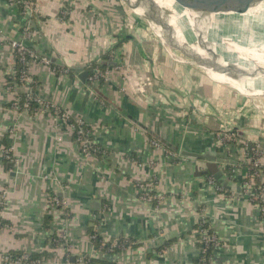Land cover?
<instances>
[{
  "label": "crops",
  "instance_id": "0c3cea01",
  "mask_svg": "<svg viewBox=\"0 0 264 264\" xmlns=\"http://www.w3.org/2000/svg\"><path fill=\"white\" fill-rule=\"evenodd\" d=\"M34 2L37 16L27 44L59 59L69 73L55 71L59 65L53 62L33 64V92L83 120L93 143L106 153L85 156L75 131L51 113L11 109L12 97L26 89L15 84L17 90L7 89L17 71L8 40L22 38L27 20L0 0V189L6 191L0 195V258L26 254L44 264H74L81 256L111 264H199L197 226L205 215L220 243L210 264H264V217L243 188L251 167L244 162L242 143L264 146V114L251 95L175 61L143 26L128 31L118 0ZM123 36L129 40L110 61L116 66H109L106 80L93 85L73 71L89 72V65L101 62ZM252 95L264 96V90ZM227 131L238 135L237 146L218 139ZM10 146L15 167L1 155ZM207 149L229 161L220 164L225 183L211 174L196 176L195 167L204 171V161L180 155ZM141 184L151 186L158 200L143 201ZM54 197L66 200V212L50 205ZM92 231L105 242L124 238L141 244L106 253L93 244ZM62 235L68 236L69 250L54 241Z\"/></svg>",
  "mask_w": 264,
  "mask_h": 264
},
{
  "label": "built area",
  "instance_id": "2783aa9c",
  "mask_svg": "<svg viewBox=\"0 0 264 264\" xmlns=\"http://www.w3.org/2000/svg\"><path fill=\"white\" fill-rule=\"evenodd\" d=\"M8 3L19 9L21 14L26 18L27 23L25 24L22 32V38L20 40H8L9 45L14 51L16 64L21 65V69L19 72H15L14 77L18 79V82H14L9 84L8 91L12 92L15 86L20 85L26 89V93H24V101L20 99V94H15L12 97L11 109L15 112H31V111H40L45 113H51L56 116L58 119L67 123V125L71 126V128L75 131L76 142L79 144L82 152L85 156H91L94 152H100L105 155V151L95 145L91 140V136L83 120L76 119L67 111L62 110L56 105L43 101L40 97L35 96L32 87L35 84V81L32 80L30 76L31 66L35 63H42L44 65L50 66L52 64L51 59L48 56H42L34 51L28 44L27 41L31 37V24L32 20L35 16H37V7L34 0H8ZM63 16L67 15V11H63ZM89 69H92V73H90L89 81L95 85L98 84L108 77L111 72L110 68H92V64L89 65ZM117 69L123 70V65L117 66ZM55 71L61 73H69V69L64 68L62 66H58L55 68ZM15 84V86H13ZM94 94V93H93ZM13 133L14 131L11 130ZM238 135L233 131H227L223 134L218 135V139L222 142L224 146H237L238 144ZM153 145L156 148H161V144L159 142L154 141ZM243 151L247 154V157L244 158V162L247 163L249 167H251L247 173L243 181L244 194L247 195L252 201L258 203L261 208V214L264 217V146L261 145H252L249 142L242 143ZM14 146L5 147L1 150V155L3 159L7 162H11L13 164H17L18 160L14 154ZM237 168V167H236ZM231 170V176L233 177V173L237 171V169ZM260 178L262 179V184L256 182V180ZM209 181L213 183V179L209 178ZM139 190L142 193V199L145 202H153L157 201L156 197L152 193L151 186L141 184L139 185ZM0 195L5 197L6 191L0 189ZM50 205L52 207H60L66 212V208L68 207L66 200L60 199L59 197H54L50 201ZM199 242H200V258L199 264H210L211 255L208 256L209 252L212 251L220 245L218 238L215 234H213L210 230L208 220L205 215H202L197 226ZM91 240L93 238L91 237ZM54 241L58 245H65L67 250H69L68 245V236L62 235ZM131 246L136 244H141V242H128ZM107 242L103 241L102 247H104ZM118 245L116 242L112 243L111 247L115 248ZM125 247V246H123ZM90 258L87 256H81L78 259H75L74 264H88ZM69 262V261H68ZM0 264H44L41 259L33 260L29 255H22L20 257L13 258L9 255H4L0 258ZM72 264V263H71Z\"/></svg>",
  "mask_w": 264,
  "mask_h": 264
},
{
  "label": "bare ground",
  "instance_id": "6f19581e",
  "mask_svg": "<svg viewBox=\"0 0 264 264\" xmlns=\"http://www.w3.org/2000/svg\"><path fill=\"white\" fill-rule=\"evenodd\" d=\"M124 1L129 7L136 8L140 16L146 19V14L138 0ZM155 1L162 8L169 10L171 24L175 27L179 40L188 44L192 52L204 57L208 55L198 46L197 39L200 32L205 34L207 51L215 59H222L226 63L235 62L251 69L264 68V2L252 7L246 13L236 14L211 11L204 13L200 10H191L175 0ZM236 1L217 0L219 4L227 7L235 4ZM211 78L219 83L231 84L246 95L264 90V77L233 80L212 73Z\"/></svg>",
  "mask_w": 264,
  "mask_h": 264
},
{
  "label": "water",
  "instance_id": "95a60500",
  "mask_svg": "<svg viewBox=\"0 0 264 264\" xmlns=\"http://www.w3.org/2000/svg\"><path fill=\"white\" fill-rule=\"evenodd\" d=\"M183 6L191 10H200L201 12L208 13H239L243 14L249 11L252 7L264 2V0H237L235 4L227 7L221 5L217 0H175ZM139 5L142 7L146 14V19L156 36L159 40L161 47L165 53L175 61L199 69L211 75L212 73L220 74L229 77L233 80L240 79H258L264 77V68L256 67L251 69L244 67L241 64L230 62L226 63L222 59H215L207 51L206 40L204 39L205 34L198 32V46L207 52V57L200 55L199 53L192 52L188 44L182 43L179 38L177 31L171 24V18L169 10L162 8L157 4L155 0H138ZM239 5L241 9L239 10ZM189 27V26H188ZM207 33V30H206ZM51 61L56 65H63L62 62L57 58H50ZM110 67H115L116 63H110ZM80 76L83 81H86L89 77V72H83L82 70H73ZM159 141L164 144L168 149L177 152V149L171 147L163 140ZM181 157L189 158L196 161H204L205 170L199 172V168L195 167L196 176H204L211 174L213 178L220 182L225 183L224 173L220 170V164H228L229 161L221 159L218 156L217 150L207 149L203 154L195 152H187L182 150L180 153ZM15 167V164H11ZM12 177H17L16 173H11ZM21 175H18V179ZM19 182V181H18ZM227 183V182H226ZM74 260V259H73Z\"/></svg>",
  "mask_w": 264,
  "mask_h": 264
},
{
  "label": "trees",
  "instance_id": "16d2710c",
  "mask_svg": "<svg viewBox=\"0 0 264 264\" xmlns=\"http://www.w3.org/2000/svg\"><path fill=\"white\" fill-rule=\"evenodd\" d=\"M128 40H129V37H125V36L120 37V41L113 48V50H111L108 54L104 55L102 57V59H101V62H95V63H93L92 68H97V67L98 68H101V69L109 68L110 61H112L113 58L115 57L116 53L120 51V48L122 46V43L125 42V41H128ZM20 69H21V65L20 64H17V72H19ZM89 73H92V69H89ZM10 82L11 83H14V82L17 83L18 82V79L13 78V79L10 80ZM24 98H25L24 95H21L20 96V99H22V102L24 101ZM93 154L94 155L96 154V155H99V156H104L100 152H94ZM256 182L262 184L260 178H258L256 180ZM90 235L93 238V240H92L93 244L97 248L102 249L106 253H116V252H120L123 249L130 247V245L128 243H126V241L132 242L131 240H125L124 238H120V239L115 240V241H112V242H107V244L104 247H102V243H103L102 238H100V236L95 231H92ZM114 242H116V244L118 246L115 247V248H112L111 245ZM136 245H133V246H136ZM123 246H125V247H123ZM22 255L23 254H15V255L9 254V256H11L13 258L20 257ZM210 255H211V252H209L208 256H210ZM31 259L36 260V259H40V258L39 257H31ZM88 264H111V263L99 262L97 260L90 259L89 262H88Z\"/></svg>",
  "mask_w": 264,
  "mask_h": 264
},
{
  "label": "rangeland",
  "instance_id": "374dc122",
  "mask_svg": "<svg viewBox=\"0 0 264 264\" xmlns=\"http://www.w3.org/2000/svg\"><path fill=\"white\" fill-rule=\"evenodd\" d=\"M118 2H120L121 7H124L123 10H125L124 13H125V16L127 17L126 22H127L128 31H133L134 29L141 30V27L143 26L146 30L149 31V34L152 38L157 39L148 21L145 18L138 16L140 13L138 12L136 8L129 7V4L126 3L124 0H118ZM249 98H251L252 100H255L257 109L260 110L264 114V96L251 95V97L249 96Z\"/></svg>",
  "mask_w": 264,
  "mask_h": 264
}]
</instances>
